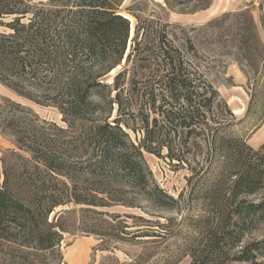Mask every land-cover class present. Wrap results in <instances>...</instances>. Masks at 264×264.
Instances as JSON below:
<instances>
[{
	"label": "trees",
	"instance_id": "16d2710c",
	"mask_svg": "<svg viewBox=\"0 0 264 264\" xmlns=\"http://www.w3.org/2000/svg\"><path fill=\"white\" fill-rule=\"evenodd\" d=\"M123 1L48 0L33 6L31 0H0V84L27 100L56 108L65 125L47 126L38 118L31 125L7 121L16 148L28 157L11 152L16 164L8 166L1 160L0 264L14 251L28 248L53 253L64 230L50 221V215L61 206L133 209L138 208L137 199L127 195L134 192L157 209L176 211L177 199L155 183L143 153L159 157L165 150L168 159L182 162L184 150L193 146L200 149L205 142L212 153L221 147L217 139L225 123L221 113L229 110L199 68L187 64L180 50L167 41L164 30L152 59H157L158 68L139 88L120 89L121 74L113 86L102 82L123 61L129 41V21L118 11ZM209 6L210 0L191 13ZM141 30L144 49L135 43L128 58L153 56ZM188 49L195 55L192 46ZM263 148L264 144L260 151ZM248 149L257 159L232 175V193H261V197L234 208L227 225L232 227L230 233L241 237L257 221L264 225V154ZM109 218V243L126 241L129 235L130 239L166 237L139 228L130 234L124 231L127 220L119 215ZM125 219L144 226L151 223L138 216ZM218 232L219 228L189 255L190 264H221L226 259L231 238L218 237ZM262 244L256 249L259 256L251 259L249 247L240 246L235 261L264 264L257 262L264 258ZM109 250L115 248H103ZM61 263L59 255L48 264Z\"/></svg>",
	"mask_w": 264,
	"mask_h": 264
},
{
	"label": "rangeland",
	"instance_id": "374dc122",
	"mask_svg": "<svg viewBox=\"0 0 264 264\" xmlns=\"http://www.w3.org/2000/svg\"><path fill=\"white\" fill-rule=\"evenodd\" d=\"M47 1L31 0L30 5ZM207 1L124 0L118 11L130 24L125 56L120 65L102 80L113 86L115 77L121 74L118 80L120 89L139 88L158 68L157 59L156 62L152 59L157 56V43L164 30L167 41L180 50L187 64L199 68L206 81L218 92L219 101L226 104L229 113H221L225 123L218 131L221 147L216 146L215 153L208 151L202 140L204 144L200 149L193 146L184 150L182 162L168 159L165 150L159 157L143 153L153 180L168 196L177 199L178 209H157L145 198L136 197L134 192L127 195V198L137 199L138 208L133 209L61 206L50 215V221L54 220L64 230L55 251L49 253L32 248L14 251L5 264H48L59 255L62 256L61 264H111V257L120 264L133 261L139 264H190L189 255L202 248L218 228V237L231 238L226 244L228 255L221 264H251L236 262L233 257L243 245L250 249L248 258L259 256L256 249L263 245L264 225L257 221L241 237L240 233H230L232 227L227 223L240 203H256L261 197V193L233 195L232 175L239 172L243 164L257 159L248 148L259 152L264 144V0L245 1L237 10L224 11L202 24L204 21L199 19L195 25L176 23L183 21L174 15L192 14ZM142 28L146 46L152 49L153 56L147 59L145 55L134 57L132 54L128 58L135 43L139 42V49H144V41L140 42L143 40ZM189 46L193 47L195 55L189 51ZM35 118L47 126L55 124L65 128L56 108L44 102L37 104L27 100L0 84V176L2 159L8 166L16 164L11 152L28 157L27 153L16 148L7 121L31 125L36 123ZM129 135L134 137L130 132ZM260 154H264V148ZM114 215L127 220L128 228L124 229L127 233L132 234L138 228L150 229L163 232L166 237L164 240L160 237L130 239L132 235H129L126 241L109 243L112 231L106 221ZM125 216L142 217L151 223L144 226L145 223L125 219ZM222 228L225 231L220 232ZM107 246L115 250L103 251ZM263 260L260 257L257 262Z\"/></svg>",
	"mask_w": 264,
	"mask_h": 264
},
{
	"label": "crops",
	"instance_id": "0c3cea01",
	"mask_svg": "<svg viewBox=\"0 0 264 264\" xmlns=\"http://www.w3.org/2000/svg\"><path fill=\"white\" fill-rule=\"evenodd\" d=\"M245 1L250 0H212L211 5L208 9L204 11H199L197 13H192L189 15H174L175 17L178 16V19H180L183 22H176L183 25H191V24H198V19L204 22L208 21L210 18H213L214 16L218 15L219 13H223L224 11H235L237 10L241 4H243ZM182 17V18H180ZM200 23V22H199Z\"/></svg>",
	"mask_w": 264,
	"mask_h": 264
},
{
	"label": "built area",
	"instance_id": "2783aa9c",
	"mask_svg": "<svg viewBox=\"0 0 264 264\" xmlns=\"http://www.w3.org/2000/svg\"><path fill=\"white\" fill-rule=\"evenodd\" d=\"M256 5V4H255Z\"/></svg>",
	"mask_w": 264,
	"mask_h": 264
}]
</instances>
